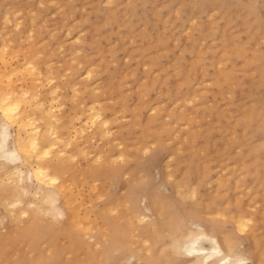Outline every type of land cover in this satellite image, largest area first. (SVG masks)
I'll return each instance as SVG.
<instances>
[{
	"label": "rangeland",
	"instance_id": "rangeland-1",
	"mask_svg": "<svg viewBox=\"0 0 264 264\" xmlns=\"http://www.w3.org/2000/svg\"><path fill=\"white\" fill-rule=\"evenodd\" d=\"M244 2L0 0V48L5 42L6 52H16L10 56L15 65L27 59L23 56L34 43L41 75L49 76L43 89L55 96L52 125L59 127L64 140L74 138L71 143L58 141L65 144L60 161L71 168L63 175L74 182L80 218L90 226L83 232L91 236L74 240L72 233L61 230L53 241L32 244L13 227L9 210L21 204L11 208L2 198H22L31 215L46 225L34 206L45 207L44 197L53 187L38 189L37 195L24 193L20 179L3 175L0 168V179L9 180L0 184V264H52L57 248L61 252L53 264H70L75 258L83 264H150L139 240L155 235L149 225L156 227L163 217L155 203L159 196L171 200L170 215L182 233L217 236L220 230L230 231L234 239L226 252L251 264L249 232L253 227L264 230V192L256 188L258 182L251 186L254 168L245 170L244 148L226 134L227 129L239 132L241 126L234 121L238 110L231 101L252 90V81L260 77L259 64L247 58L264 51V0H254V11L242 17ZM188 89L191 93H184ZM90 106L101 111L107 125L97 121L100 116L92 125L93 113H85ZM71 119L76 121L71 124ZM2 120L0 111V126ZM38 122L44 128L45 122ZM100 125L108 134H102ZM6 127L13 146L16 126ZM255 140L259 159L264 156V127ZM23 168L27 172L29 167ZM197 168L208 169V182L197 186L194 195L186 192L191 185L183 179H195ZM24 176L31 185L28 172ZM219 181L224 182L221 196L212 190ZM179 183L184 186L178 188ZM32 185L31 191L36 187ZM207 189L218 203L229 199L222 209L225 217L222 212L199 211ZM56 199L62 208L63 198ZM235 199L252 212L250 227L243 231L231 221ZM134 215L148 218L132 222ZM114 218L119 227L110 235ZM93 240L98 244L89 245Z\"/></svg>",
	"mask_w": 264,
	"mask_h": 264
},
{
	"label": "bare ground",
	"instance_id": "bare-ground-1",
	"mask_svg": "<svg viewBox=\"0 0 264 264\" xmlns=\"http://www.w3.org/2000/svg\"><path fill=\"white\" fill-rule=\"evenodd\" d=\"M253 7L254 0H245L243 4V14L241 16L245 17L247 12H253ZM15 23V26H17L16 21ZM232 41L233 46L236 44L234 35L232 36ZM2 43V48H0V111L3 120L0 126V168L3 169V175L9 176V174H12L20 179L21 184H19L21 185L22 192L24 193H28L30 191L37 195L38 189L43 190L46 186L53 187L51 192H46L47 198L44 197V199H47L46 202L44 200L46 206H34V213H37L44 220L48 221V224L46 225L40 224L39 219L34 215H31V210L26 207V203L24 205L21 200L22 198L19 197V199L17 196L16 198L18 199L15 200L14 198L12 200L4 198L3 196L2 199L5 200V203L11 208L17 207L18 204H21V206L18 205L17 209L9 210V212L13 214V220L16 222L13 227L16 230H19L21 235L26 236V239L30 240L32 244L40 241H53L58 232L61 230H67L72 233L74 240L84 236L91 237L83 232L85 227L90 226H88V224L80 218V213L82 212H79L80 206L78 207L77 196L74 188L72 187V183L74 182L68 181H72V179H69L71 176L64 177L63 175L64 173H68L67 171H71V168L64 166L62 161H60L62 157L61 155H64V153H62L64 150H62V147H65V144L58 141L60 140L64 143L67 141V143H69L74 138H72L71 135L70 138L67 137L68 140H64L58 132L59 127L56 126L58 128V130H56L57 128L52 125V119L57 116L54 114L55 112L53 113V108L56 107L54 104L55 96L53 95V90L46 92L43 89L45 81L49 76L41 75L43 71L40 65L41 61L36 59L38 52L32 51L34 43L30 44L31 49L28 50L26 56H23L27 57V59L20 60L22 62H17L15 65H11L10 56L16 55V52L13 50H8L6 52L8 46L5 42ZM232 50L233 52L231 53H236L235 48H232ZM247 60L250 62L254 61L259 64L260 77L252 81V90H249L247 93H243L242 97L238 101H231V103L236 104L238 110L237 115L234 117V121L239 123L241 126L239 128V132L237 130L227 129L226 134L233 136L235 142L244 148L243 160L245 163L242 161L241 164L245 166V170L249 172L250 166H253L254 168L252 171L254 181L251 186H254L256 182H258L256 184V188H259L264 192V156H260L262 158L259 159L256 158L257 142L255 140V136H257L261 128L264 127V51L258 56L256 54H252V56L247 58ZM86 75L90 76L91 74L89 72V75ZM230 82H234V80L232 79ZM184 93H191V91L188 89ZM32 101L33 104H31ZM92 108L93 107L90 106L89 111L85 112L88 115V112H90V114L93 113L91 115V123L99 116V118H101L102 115L100 110V112H96L93 111L94 108ZM31 109L33 110L32 112ZM96 110L98 111V109ZM81 113H83V111ZM57 119H59V117ZM77 119L79 118L77 117ZM38 120H43V124L45 122L44 128L40 125ZM72 121L76 120L71 119V124L73 123ZM97 121L102 122V118ZM106 122L107 121L103 120L101 124L103 125L104 123L107 125ZM9 124L16 126V131L13 133V146L9 143L11 133L6 127V125ZM78 125H74L73 128H75V126L78 128ZM102 125L100 126L103 129ZM81 127L83 126L81 125ZM84 127L87 126L84 125ZM84 127L82 130H84ZM77 128L75 131L79 129ZM105 128L107 129L108 127ZM103 131L105 130H102V134H108L107 131H105V133ZM76 132L78 133L79 130ZM108 132L110 131L108 130ZM78 134H80V132ZM82 135L80 137H82ZM73 137H76V135ZM86 152L85 148V152L83 153L86 154ZM43 158H45L44 161H42ZM24 165L29 167L27 172L29 178L32 180V184H36L33 191L30 190L33 185L25 182L24 174L27 172L23 168ZM259 167H261V169H259ZM240 172L244 173L243 170ZM90 173L91 171L83 172L82 174L83 176H86ZM195 173V179H183V182L186 183L185 185H191L188 189L189 191L186 192L194 195L198 192L197 186L207 184L208 169L206 171V168H197ZM0 176L2 177V175ZM1 179V185H6L7 182L9 183V180H6L7 182H5ZM12 180L13 178H10V182ZM219 182V184L213 187L212 190L216 188L217 195L221 196L223 194L222 186H224V182ZM14 183L15 186L18 184L16 181ZM182 186H184V184L179 183L177 187L180 188ZM18 188L20 189V187ZM178 190L177 192L181 193L180 189ZM18 191L20 193V190ZM210 192L211 190H208L206 195L201 197L202 201L198 205V208L200 207L199 211H202L203 213L225 211L222 209L226 207V204H230L229 199L223 198L221 203H218V199ZM255 192L259 193V191ZM19 193L17 194L19 195ZM194 195L193 197H195ZM57 196L62 197L64 200V206L62 208H58L59 206L57 207V205H55ZM236 199L233 202L236 204L237 211L234 215L232 213L230 217L236 228L243 231L250 227L249 222L253 220V216L250 214L252 212L244 210L243 205L240 201L237 202ZM180 201L183 202V200ZM170 202L171 200L163 196L156 198L155 203L158 207V212L163 214V217L160 219V224H156V227L155 223H151L149 225L150 228L156 229L154 231L155 235H150L152 240L150 238H147L146 240H139V244L141 246H145V251L149 253L147 255V261H149L150 264H241V262L242 264H248L245 262L247 258L236 255L231 256L226 252L234 239L233 233L230 231L223 232L224 230H220L217 236H209L203 231L192 235L182 233L179 228L175 226L173 214L170 215V212H172ZM261 211L264 214V207ZM216 214L219 213H213V215ZM225 214L226 213L222 212L221 216L223 215L225 217L227 215ZM25 215L26 217H23ZM210 215L212 216V213ZM141 216L144 219L148 218L147 215ZM142 217L134 215L131 221L136 222L142 220ZM0 221L2 223V220ZM109 225L112 226V230H110L111 235L112 231L119 226L116 223L115 218ZM253 226H255V224ZM165 235L166 239H163ZM249 235L251 237L252 246L251 264H264V230H258L256 227H253L250 229ZM204 242H209L210 246H205ZM88 244L95 246L98 244V240L88 241ZM156 244H158V248H155ZM60 252L61 251L57 248L56 257H54L55 262H58L57 259L60 256ZM50 259L51 258H48L46 261L48 262ZM102 259L103 257L100 258V261ZM70 264H83V262H81L80 259L75 258L70 262Z\"/></svg>",
	"mask_w": 264,
	"mask_h": 264
},
{
	"label": "snow or ice",
	"instance_id": "snow-or-ice-1",
	"mask_svg": "<svg viewBox=\"0 0 264 264\" xmlns=\"http://www.w3.org/2000/svg\"><path fill=\"white\" fill-rule=\"evenodd\" d=\"M241 264H242V262H241Z\"/></svg>",
	"mask_w": 264,
	"mask_h": 264
}]
</instances>
